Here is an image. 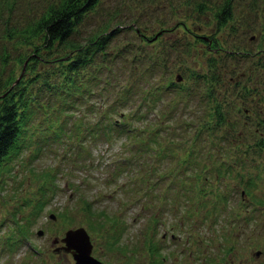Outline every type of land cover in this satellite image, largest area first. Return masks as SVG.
I'll use <instances>...</instances> for the list:
<instances>
[{
    "label": "rangeland",
    "instance_id": "rangeland-1",
    "mask_svg": "<svg viewBox=\"0 0 264 264\" xmlns=\"http://www.w3.org/2000/svg\"><path fill=\"white\" fill-rule=\"evenodd\" d=\"M193 1L103 0L97 9L100 13L93 11L94 14L89 15L83 25L86 30H95L104 23L131 22L130 25L141 28L140 31L146 35L134 33L133 28L123 29L117 41L119 45L128 40L137 43L140 55L143 50H152L154 46L162 49L160 41H172L183 22L189 25L193 37L194 31L208 33L211 44L194 40L190 55L167 50L168 66L172 70L169 76L179 74L178 83L192 84L194 77L190 74L206 70L207 54L217 55L221 74L230 79L229 84L225 83L228 85L219 86L218 93L221 97L227 87L228 91L234 90L232 114L245 123L249 138L246 143L252 144L264 137V0H234L232 18L220 28L215 26L213 19L209 21L212 10L207 11L208 15L204 17L195 15ZM22 4L24 9L27 4ZM161 25L166 29L160 39L152 41L151 45L138 44L141 37L146 39ZM215 37L219 42L217 46L212 40ZM49 67L52 65L48 63ZM23 68L24 65L14 62L4 72L11 70L19 76L25 73ZM25 74L29 76L30 72ZM50 80L56 82L50 85L59 83L58 76H51ZM29 83V94L38 96L42 105L30 114L32 116L24 128L25 138H21L16 154L9 158L13 172L8 175L4 171L2 174L6 184L0 188V243L4 242L1 234L9 231V226L15 223L12 216L10 218L11 210H16L20 219L22 214L29 215V208L34 204L26 202L37 198L43 201V206L39 214L29 215L28 240L12 249L4 242L5 247L0 249V264H75L70 252L61 248L54 251L62 244L55 238L63 236L65 229L79 225L89 231L93 255L106 264H264V205L253 203L236 184L238 179L243 182L252 173L254 181L256 170L264 177L260 162L264 161V153L255 152L249 156L251 162H257L258 166L234 172L232 179L228 178V196L223 203L209 201L203 204V200L210 198L203 199L202 194L193 201L197 207L191 208L188 201L185 200L187 204L182 203L184 199L177 191L180 194L176 201L179 208L174 209L173 204L165 200L168 193L164 191L166 182L156 186L152 184L153 177L148 180L145 176L142 183H132L134 180L128 170L134 165L119 164L117 167L114 164L113 153L124 149L126 131L125 128L123 131L108 125L110 117L105 115L96 122L94 106L101 101L95 95L89 98L93 112H86L81 102L64 104L70 114H65V121L59 119L64 125L58 137L47 125H57L53 114L56 111L46 105L52 101L61 104V101L50 93L42 76ZM198 89L203 92V85ZM244 91L250 92L247 97ZM199 96L202 97L201 94ZM189 97L190 102L198 98L194 95ZM197 106L207 112L210 109L202 99ZM45 107L47 113L44 114L42 110ZM235 108L240 113L237 114ZM82 114L81 121L90 128L93 126L95 131L87 134L84 126L86 135L81 133L79 137L72 119L74 115L79 118ZM113 117L116 115L111 119ZM202 117L209 119L208 115ZM181 119V111H177L173 118L175 125ZM31 120L38 124H30ZM142 136L147 137L146 133ZM235 147L243 159L244 149L238 142ZM126 151L129 153L128 149ZM158 160L163 159L160 157ZM168 160L164 158L159 164L166 165ZM158 171L162 169L158 168ZM44 172L48 173L46 179L40 178ZM158 178L164 177L159 175ZM255 181V196L264 197V181ZM212 182L209 181L208 188ZM199 183L206 188L205 181ZM143 185H149L144 194ZM215 187L224 190L223 182H217L211 189ZM159 191L160 195L156 196ZM1 193H7V196L3 197ZM139 197L143 198V209L139 206L140 200H135ZM21 203L24 206L20 208ZM53 212L55 217L52 218L49 213ZM39 228L42 233L37 232ZM187 229L191 234L186 239ZM143 230L145 235L141 233ZM28 246L29 250L26 249Z\"/></svg>",
    "mask_w": 264,
    "mask_h": 264
},
{
    "label": "trees",
    "instance_id": "trees-1",
    "mask_svg": "<svg viewBox=\"0 0 264 264\" xmlns=\"http://www.w3.org/2000/svg\"><path fill=\"white\" fill-rule=\"evenodd\" d=\"M101 1L0 0V188L6 184L3 172L8 175L13 172L9 158L11 154H16L21 138H25L27 119L42 105L38 96L28 92L29 82L42 76L50 93L61 101V104L52 101L46 105L56 111L53 114L57 125L47 124L55 136L60 137L63 132L64 124L59 119L65 121V114H70L64 104L81 102L86 112H93L89 98L95 95L101 101L94 106L96 122L105 115L110 117L108 125L123 131L125 128L124 149L114 151L113 161L117 167L119 164L134 165L128 170L134 180L132 183H142L145 176L148 180L153 177L152 184L156 186L166 182L164 191L168 193L165 200L168 199V203L176 208L177 196L180 195L177 191L184 199L182 203L187 204L185 200L188 201L191 208L197 205L193 202L195 197L202 194L203 199L210 198L203 200V204L209 201L223 203L228 196V178L232 179L234 172L258 166L257 162H251L249 156L255 152L264 153V137L252 144L246 143L249 138L245 123L232 114L234 90L228 91L227 87L221 97L218 93L219 86L228 85L230 79L221 74L217 55L207 54L206 70L190 74L194 77L192 84L178 83L177 74L176 77L169 76L172 70L168 66L170 58L167 50L190 55L194 40L210 43L208 33L194 31L193 37L189 25L183 22L172 41H160L162 49L154 46L152 50H143L140 55L137 43L128 40L119 45L117 41L123 29L133 28L134 33L145 34L140 31L141 28L130 25L131 22L104 23L95 30H86L84 21L87 22L93 11L100 13L97 9ZM233 1L194 0L193 11L195 15L204 17L208 15L207 11L212 10L209 21L213 19L215 26L220 28L232 18ZM22 3L27 4L24 9ZM165 29L161 25L146 39L141 37L138 44L151 45L152 41L160 39ZM212 40L216 46L219 44L216 37ZM14 62L24 65L23 73L29 71V76L25 73L24 76H17L11 70L4 72ZM48 63L52 67L47 68ZM51 76H58V85H50L56 83L50 80ZM201 83L203 92L198 89ZM249 93L244 91L245 97ZM189 95L198 98L190 102ZM201 99L210 108L208 112L197 106ZM46 107L42 110L44 114L47 113ZM235 109L237 114L240 113L239 109ZM177 111H181L182 119L175 125L173 118ZM114 115L117 118L111 119ZM202 115H208L209 119H203ZM257 115L260 117L259 111ZM74 116L72 121L79 137L81 133L86 135L84 126L87 134L95 131L93 126L90 128L81 121L83 114L79 118ZM29 123L38 124L33 120ZM145 133L146 138L142 136ZM236 141L244 149L243 159L235 147ZM160 157L163 160L168 158V163L159 164L163 161L158 160ZM260 162L264 169V161ZM158 168L162 171L157 172ZM121 169L125 170L124 167ZM256 173L254 179L263 182L261 173L258 170ZM46 175L48 173L44 172L40 178L46 179ZM159 175L164 178H158ZM252 175H248L243 182L238 179L236 184L253 203L264 205V197L254 194L256 181H253ZM199 180L206 182V188ZM209 181H213L210 188ZM217 182H223V191L216 187L211 189ZM236 184L234 187H237ZM148 186L143 185V188ZM1 195L5 197L7 193ZM42 202L37 198L26 202L34 203L28 214H39ZM23 206V203L19 204L20 208ZM29 215L22 214L19 219L17 211L11 210L10 218L12 216L15 223L9 226V231L1 234L11 249L29 239ZM4 242L0 243L3 248Z\"/></svg>",
    "mask_w": 264,
    "mask_h": 264
},
{
    "label": "water",
    "instance_id": "water-1",
    "mask_svg": "<svg viewBox=\"0 0 264 264\" xmlns=\"http://www.w3.org/2000/svg\"><path fill=\"white\" fill-rule=\"evenodd\" d=\"M176 76L177 78H181L179 74ZM49 215L52 218L55 217L54 212ZM37 232L42 233V229H37ZM60 241H62V244L56 246L55 250L61 248L64 251L72 252L75 264H106L92 254V240H90L89 231L84 226L79 225L74 228L69 227L65 229L63 236L60 237Z\"/></svg>",
    "mask_w": 264,
    "mask_h": 264
},
{
    "label": "flooded vegetation",
    "instance_id": "flooded-vegetation-1",
    "mask_svg": "<svg viewBox=\"0 0 264 264\" xmlns=\"http://www.w3.org/2000/svg\"><path fill=\"white\" fill-rule=\"evenodd\" d=\"M197 206H194L193 208H196ZM171 236H174V234L172 233V235ZM153 248V247H152Z\"/></svg>",
    "mask_w": 264,
    "mask_h": 264
}]
</instances>
